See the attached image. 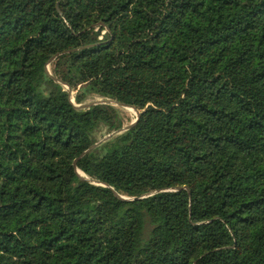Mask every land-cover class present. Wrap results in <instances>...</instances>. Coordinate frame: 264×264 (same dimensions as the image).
<instances>
[{
  "label": "trees",
  "instance_id": "1",
  "mask_svg": "<svg viewBox=\"0 0 264 264\" xmlns=\"http://www.w3.org/2000/svg\"><path fill=\"white\" fill-rule=\"evenodd\" d=\"M0 264H264V0H0Z\"/></svg>",
  "mask_w": 264,
  "mask_h": 264
},
{
  "label": "rangeland",
  "instance_id": "2",
  "mask_svg": "<svg viewBox=\"0 0 264 264\" xmlns=\"http://www.w3.org/2000/svg\"><path fill=\"white\" fill-rule=\"evenodd\" d=\"M100 33H101L100 38H102V36L105 34V31H101ZM53 68H54L53 65H50V64L48 65L49 72L52 73ZM79 88L80 86L78 87V89ZM76 92L77 90L75 91L71 90V94L73 97L75 96ZM101 100H105V98L97 94H90L86 97L84 104L101 101ZM110 104H112L119 111L122 122H123V127L128 126L131 123H133L137 119L138 115L139 114L141 115V113L144 111V109L132 108V107H128L127 105H121V104H117L114 102H111ZM77 105H82V104H77ZM113 131L114 130H109L108 128L103 127L97 135V140L102 139L103 137L107 136L109 133Z\"/></svg>",
  "mask_w": 264,
  "mask_h": 264
},
{
  "label": "water",
  "instance_id": "3",
  "mask_svg": "<svg viewBox=\"0 0 264 264\" xmlns=\"http://www.w3.org/2000/svg\"><path fill=\"white\" fill-rule=\"evenodd\" d=\"M101 31H102L101 29L98 30L99 33H100ZM54 59H55V57H54L52 60H54ZM47 69H48V68H47ZM48 71H49V70H48ZM111 102H114V103H117V104L124 105V104H122V103H120V102H118V101H116V100L105 99V100L96 101V102H92V103H88V104L77 105V106H78V107H83V108H89V107H90L91 105H93V104H98V103H107V104H110ZM139 117H140V114L138 115L137 119H136L133 123H131L130 125H128V126H124V127L120 128V129H118V130H114L113 132L109 133L107 136H105V137H103L102 139H100V140H98L97 142H95V143H94L93 145H91L88 149H86V150L82 153L81 156H83V155L89 153L91 150H93L94 148H96L97 146H99L101 143L107 141V140L110 139L112 136H114V135H116V134H119V133H121V132H123V131L128 130L130 127H132L134 124H136V122L138 121ZM75 164H76V163H75ZM79 173H80V171H79ZM80 175H81V177L86 178L84 174L80 173ZM86 179H87V178H86ZM97 183H99V182H97ZM182 188H183V187H178L177 189H182ZM159 191H162V190H159ZM153 193H155V192H150V193H148L147 195H151V194H153ZM117 195H118L119 197H121V198H125V199L127 198L126 196L120 195V194H118V193H117ZM145 196H146V195H145Z\"/></svg>",
  "mask_w": 264,
  "mask_h": 264
},
{
  "label": "bare ground",
  "instance_id": "4",
  "mask_svg": "<svg viewBox=\"0 0 264 264\" xmlns=\"http://www.w3.org/2000/svg\"><path fill=\"white\" fill-rule=\"evenodd\" d=\"M128 107H130V106H128Z\"/></svg>",
  "mask_w": 264,
  "mask_h": 264
}]
</instances>
